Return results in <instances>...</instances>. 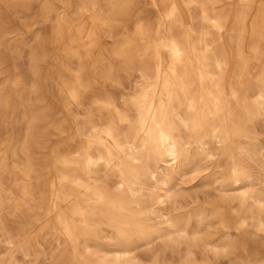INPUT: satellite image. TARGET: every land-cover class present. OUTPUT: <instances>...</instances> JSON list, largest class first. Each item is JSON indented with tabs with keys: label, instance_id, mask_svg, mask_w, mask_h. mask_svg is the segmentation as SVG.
Returning a JSON list of instances; mask_svg holds the SVG:
<instances>
[{
	"label": "bare ground",
	"instance_id": "bare-ground-1",
	"mask_svg": "<svg viewBox=\"0 0 264 264\" xmlns=\"http://www.w3.org/2000/svg\"><path fill=\"white\" fill-rule=\"evenodd\" d=\"M79 1L78 13L86 21L75 18L77 24L71 25L61 17L53 35L58 41L66 32L73 34L63 54L77 67L67 70L69 80L60 82L58 92L67 100L65 112L72 103L80 110L75 126L78 144L66 143L54 152L57 176L49 180L48 200L39 205L33 202L34 187L29 183L33 123L28 119L17 149L24 156L19 166L13 161L17 150L12 149L9 127L13 97L25 86L13 79L8 67L0 71L4 75L0 81V264H22L17 254L24 259L31 250L49 264H142L140 249L148 254L150 264H162L164 253L181 245L186 255L178 264H195V246L208 247L217 256L234 242L230 233L238 237L250 229L264 231V193L253 189L254 181L264 187V176L253 178L242 157L245 124L264 112L263 73L256 78L258 87L252 96L247 94L250 65L264 42V0L256 13L260 21L256 17L247 21L252 0H228L236 6L228 23L226 14L217 10L219 0H146L155 14L154 23L137 21L132 34L123 29L117 41L116 28L135 0ZM3 21L0 46L9 53L13 32ZM196 24L205 29L197 30ZM101 32L114 39L110 53L125 73H138L136 92L129 99L124 93L127 87L115 78L111 66L101 63L94 76L120 88L118 102L92 90V78L83 81ZM245 36L254 41L246 53ZM136 41L141 42L138 47L144 57L139 67H134ZM214 45L235 50L236 65L228 83L225 53L217 52ZM29 61L33 65L35 55ZM90 91L89 107L82 110L84 95ZM131 110L136 113L134 121L128 116ZM124 125L128 132L120 129ZM199 159L217 169L220 177L216 197L207 204L209 213L194 207L174 215L165 208L169 183L186 175ZM15 167L24 179L17 183V198L12 188ZM207 218L219 229L215 240L199 235Z\"/></svg>",
	"mask_w": 264,
	"mask_h": 264
},
{
	"label": "rangeland",
	"instance_id": "rangeland-1",
	"mask_svg": "<svg viewBox=\"0 0 264 264\" xmlns=\"http://www.w3.org/2000/svg\"><path fill=\"white\" fill-rule=\"evenodd\" d=\"M0 2V20H4L3 22L7 23L13 32L11 35L12 52L7 53L3 45L0 46V71L4 70L5 72V69L8 67L13 79L22 80V85L25 86L24 88L19 87V91L13 97L12 114L9 126L13 137L12 149L14 148L17 150L22 143L29 119V121L33 123L35 131L33 142L29 146V155L31 157L30 163L33 166V174L30 175L31 177L29 176V183L34 187L32 197L33 202L35 205H39L48 200L49 180L53 178L55 179L57 176V164L54 161V152L58 150L61 151L66 143H69L72 146H77L78 144V140L75 138V126L80 119L77 116V112L80 110H78L76 105L72 103L69 105L72 107V110L71 107H69V111L65 112L67 100L60 94V92H58L60 88L59 84H61L60 82L69 80L67 70L76 69L77 67L75 61H70V59H67L63 54V51L68 46L69 40L73 37V34L71 32H66L60 40L56 41L55 37H53V35L55 36V26L58 19L61 17L66 20L68 19L67 21L71 23V25L77 24L76 19L78 22L81 20L80 18H83L84 21H86V19L84 18L85 16H80L78 13L80 8L79 0H0ZM260 6L261 0H252L249 9V14L251 16H248L247 21H250L257 16L256 13L260 10ZM235 9L236 6L234 5V7H232V3L228 0H219L217 4V10H220L223 16L226 14L224 16L225 23L229 22L231 11ZM194 14H196V12H194ZM155 19V14L148 5V1L135 0V4L122 18V22L120 20L119 27L121 28H116L115 41H117L121 34L124 33L123 29L126 30L125 34L131 35L137 21L152 25ZM69 20H73L75 23L73 21L70 22ZM256 20L260 21V18L256 17ZM200 26L199 24H196V29L198 30L201 28V31H203L205 29L204 25ZM100 34L101 35H98V39L96 40L97 45L99 44L98 48H95L92 51V60L90 59L91 63L88 61V69L85 67L83 71V81L87 82L92 78L93 80H91L94 82L92 83V90H99L105 95L116 99L118 102L117 98H119V93H121L120 88L116 84L102 81L94 76V73L99 69V66H111L112 70L114 69L113 73L115 78L119 80L121 85L125 88L127 87L124 93L125 95L127 94L126 97L129 99V97L136 92L134 82H138V73L135 71H130L128 75L125 73L122 65L117 59H113L110 53L113 43L115 42L114 39H108L102 32ZM243 43V51L245 50L244 52L246 53L249 51L248 49L254 41L252 42V40L245 36ZM134 45V67H139L141 66L140 62L142 63L144 60V57H141L142 55L139 50L140 47H138L141 45V42L136 41ZM218 47L219 45L215 47L217 48L216 51L223 54L225 53L227 60L228 65L224 72V77L226 83H228L231 78L230 75L233 73L232 69L235 68L236 65L235 50L228 48L224 51V49ZM136 49L138 50V53ZM32 54L33 56L35 55L33 65H31L29 61L30 55ZM3 59L4 62L7 61L6 64L3 62ZM3 63L5 65L2 66ZM32 66L34 67L32 68ZM250 67V81L247 85V94L251 97L258 87L256 78L259 74H264V42L260 43L257 58L251 62ZM2 73L3 72H0V81L4 76ZM98 80L99 82H97ZM91 91L84 95L82 110L89 107V100L92 96ZM131 92L132 94H130ZM117 104L119 105V103ZM129 112H131V115H128L129 119L131 118L130 121H134L136 116L135 111L131 110ZM262 113L264 112L259 111L245 124L247 128V139L245 138L243 140L242 145L243 162L248 167V171H250L252 177L255 179H261L264 176V114ZM57 128L64 132L61 133ZM120 129H124V132L129 131L126 125L121 126ZM70 139H74V141L71 142ZM250 141L253 142L252 145L249 143ZM209 143L214 147L212 141ZM23 160V154L17 150L16 155L13 157L15 165L19 166ZM16 163L19 164L17 165ZM250 168L252 169L249 170ZM212 169L213 167L208 165L206 160L199 159V161L197 160L196 162L191 163L190 167L186 170V175L176 177V179L169 183L170 200L165 204V208L172 211V214L174 215L187 212L194 207L206 209V213H209L207 204L215 199L218 184L220 183V177L216 174L217 169ZM221 169L218 171H224L223 169H225V166L224 168L222 166ZM13 170V197L17 198V190L15 189L18 185H21L24 182V179L18 173L17 168ZM7 183L8 182H5V184ZM253 183V189L260 194L264 193V187H262L260 183L257 181H254ZM154 208L156 209V207ZM32 212H34V210ZM52 220L53 218H51L50 221ZM213 224L214 223H211L210 218H207L199 229L200 237L209 241L211 239L215 240L219 235L216 234L219 229ZM263 234L264 231H255L253 229L241 233L238 237H236L235 233H230L229 238L234 242L230 246L228 245L225 249L221 250L217 256L212 255L209 252L208 247L198 245L193 248L192 259L195 261V264H200L205 260L211 264H264ZM185 255L186 248L184 245H181L179 248L166 251L164 256L161 257V260H163L161 262L162 264H178L180 259L184 258ZM43 258L44 257L37 255V253L32 250L30 256L24 259L20 254H17V260L22 264H49V260H44ZM138 260L142 264H150L151 262L148 254L144 252L143 249L139 250Z\"/></svg>",
	"mask_w": 264,
	"mask_h": 264
}]
</instances>
